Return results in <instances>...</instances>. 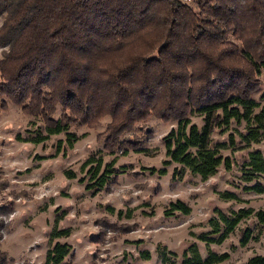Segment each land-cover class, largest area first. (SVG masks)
<instances>
[{"label":"trees","instance_id":"trees-1","mask_svg":"<svg viewBox=\"0 0 264 264\" xmlns=\"http://www.w3.org/2000/svg\"><path fill=\"white\" fill-rule=\"evenodd\" d=\"M192 1L0 0V111L10 102L38 117L41 125L30 140L62 133L65 145L57 140L55 151L63 153L78 139L70 126L94 127L104 116L102 149L143 151L142 139L122 134L152 116L174 122L160 137L164 158L158 174L172 163L171 181L185 171L205 179L220 165L229 169L230 159L220 151L233 145L231 135L228 143L213 142L212 133L243 122L240 137L247 146L264 132V89L258 100L252 97L264 79V0ZM191 113L199 124L190 121ZM113 162L88 157L79 167L88 164L87 179L77 181L85 180L91 191L106 190L123 171ZM244 168L245 180L264 171L259 150L247 153ZM64 174L75 176L68 170ZM242 188L262 191L257 182ZM219 195L236 199L230 191ZM173 211L187 214L189 206L175 199L164 214ZM11 212V202H0V238ZM213 213L207 219L209 230L197 235L205 245L220 243L249 215L264 231V209L239 207L224 213L214 208ZM98 225V242L108 229L115 234L130 229L103 217ZM68 232L51 227L42 264H61L71 247L52 240ZM248 237L243 229L239 243ZM227 257L214 251L201 257L191 243L182 251L180 264H215ZM0 264L16 262L0 249ZM243 264H264V254H253Z\"/></svg>","mask_w":264,"mask_h":264},{"label":"rangeland","instance_id":"rangeland-1","mask_svg":"<svg viewBox=\"0 0 264 264\" xmlns=\"http://www.w3.org/2000/svg\"><path fill=\"white\" fill-rule=\"evenodd\" d=\"M183 1L193 5L192 0ZM263 89L261 78L260 88L252 97L258 100ZM189 119L200 123L195 113ZM107 120L106 116L100 118L94 127L70 126L78 139L63 153L55 151L57 140L65 145L62 133L33 142L30 139L35 137L34 129L41 125L38 117L22 113L19 105L10 102L0 111V202L12 205L0 249L16 264H42L53 225L69 229L67 236L52 240L71 247L61 264H180L182 251L191 243L201 257L207 251L226 252L228 257L215 264H243L253 254H264V231L259 230L253 215L242 218L220 243L205 245L197 239L199 233L209 230L207 219L214 215V208L224 213L239 207L264 209V171L250 180L244 178L247 153L259 150L264 158V132L258 142L245 146L240 137L245 132L243 122H231L223 132L215 130L213 142L228 143L231 135L233 145L220 151L229 157L230 168L220 165L205 179L185 171L181 179L171 181L173 163L165 167L164 174L156 170L162 167L164 158L160 137L174 122L149 116L136 123L122 136L142 139L144 150L120 154L117 148L112 152L102 149L101 132ZM38 130L44 133L41 127ZM88 157H101L103 162L114 159V166L123 171L106 190L91 191L84 187L88 164L79 168ZM66 170L75 176L66 177ZM79 177L85 180L79 182ZM254 182L261 185V192L242 188ZM223 191L233 192L236 199L221 198L219 193ZM175 199L189 206L187 214H164L168 202ZM107 207L114 211L110 213ZM102 217L113 226L126 224L130 229L123 234L108 229L102 242H98L95 239ZM243 229H247L249 237L241 245Z\"/></svg>","mask_w":264,"mask_h":264}]
</instances>
